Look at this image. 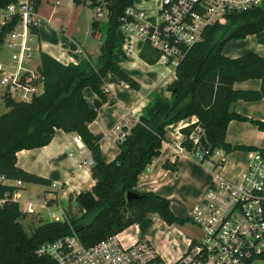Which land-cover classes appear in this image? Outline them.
Masks as SVG:
<instances>
[{"label":"trees","instance_id":"trees-1","mask_svg":"<svg viewBox=\"0 0 264 264\" xmlns=\"http://www.w3.org/2000/svg\"><path fill=\"white\" fill-rule=\"evenodd\" d=\"M137 0H106L111 15L105 22H94L93 30L104 37L103 51L97 66L83 62L78 66H65L52 57L41 55V73L44 77V94L31 103H16L4 98L9 112L0 117V176L26 184L50 186L49 180L37 177L17 166V153L48 146L56 133L79 135L92 155L91 176L95 185L77 197L85 210L82 218L74 222H43L29 232L22 220L26 215L17 201L8 198L19 189L0 185V264H57L37 251L47 243H53L77 234L84 246L90 247L117 235L134 224H141L150 215H157L168 226L183 225L174 215L170 202L152 192L138 188L139 177L160 155L167 140L166 128L196 116L206 131L214 130L219 148L226 152L247 150L232 147L226 142L231 121H250L264 131V122L249 120L231 111L237 101L257 102L264 99V58L251 53L231 59L223 54L230 41L243 40L264 31V3L249 11L228 17L225 25L216 24L206 29L204 40L189 49L186 58L176 68L177 83L169 87L173 100L167 102L158 97L133 127L118 141L119 154L107 163L100 149L101 135H94L89 125L93 123L102 106L110 102L105 89V78L114 75L135 91L141 87L114 60L118 44L117 32L126 10ZM18 0H0V9ZM36 2V1H35ZM90 2L92 8L101 7L98 0H74L76 5ZM37 6L38 3L36 2ZM4 35L0 34V52ZM247 80H260L258 91H240L234 84ZM86 88L96 94L94 107L84 96ZM194 127L184 131L189 136ZM188 148L190 145L186 143ZM254 150V148H249ZM167 169L176 171L172 165ZM128 193L142 196L139 200H127ZM54 201L49 202L51 206Z\"/></svg>","mask_w":264,"mask_h":264},{"label":"built area","instance_id":"built-area-1","mask_svg":"<svg viewBox=\"0 0 264 264\" xmlns=\"http://www.w3.org/2000/svg\"><path fill=\"white\" fill-rule=\"evenodd\" d=\"M153 2L150 10L137 2L128 8L120 29L139 38L168 66L176 69L189 49L204 40L208 27L225 25L230 15L249 11L262 5L264 0ZM37 7L35 0H18L0 9L2 49L11 53L8 61L0 62V88L3 99L16 103H31L45 91L40 70L42 47L38 38ZM106 19V8H95V20ZM37 57L39 64L35 61ZM192 127L193 132L185 135L184 131ZM172 134L170 144L175 153L186 157L192 153L190 158L211 176V182L189 217L191 224L198 228L199 237L188 238L180 229L168 226V235L174 232L180 238V241H171L176 253L169 259L149 239L140 236L139 224L90 247L84 246L72 230L71 235L42 245L37 254L50 257L57 264H253L256 260L264 263V147L251 150L247 167L235 178H228L225 176L228 154L207 142L198 117L179 122ZM74 142L83 148L79 135ZM88 164L93 165V161ZM0 185L20 190L23 183L0 176ZM19 190L7 195L1 204L8 198L17 201ZM28 211H34L33 205L28 206ZM52 218L55 222L62 221L58 215ZM155 220L160 218L156 215Z\"/></svg>","mask_w":264,"mask_h":264},{"label":"crops","instance_id":"crops-1","mask_svg":"<svg viewBox=\"0 0 264 264\" xmlns=\"http://www.w3.org/2000/svg\"><path fill=\"white\" fill-rule=\"evenodd\" d=\"M35 1L38 3V38L42 54L52 57L65 66H78L86 61L97 66L104 37L93 30V23L96 21L95 8L91 7L90 2L76 5L74 0ZM136 2L146 10H150L154 3L153 0H137ZM103 6L105 4L101 7ZM117 37L118 44L114 51V60L124 72L138 82L141 90H133L112 74H108L105 78V89L110 93V102L100 108L97 119L89 125V129L94 135L103 137L100 149L107 163L113 162L118 156L120 137L127 134L133 125L145 116L147 109L158 97L167 102L173 100L169 87L178 81L176 69L168 66L158 53L139 38L122 29L118 30ZM233 41L235 43L230 50L228 46ZM233 41L224 47V56L236 59L254 53L264 58V31L260 35H250L246 39ZM260 88V80H247L234 84V89L240 91H258ZM83 96L87 104L93 108L97 96L92 89H84ZM6 111V113L9 112L7 107ZM231 111L249 120L264 122V99L257 102L237 101L232 104ZM177 125L178 123L166 128L167 140L163 143L160 155L139 177L138 188L140 191L152 192L167 199L174 215L181 220H186L189 219L202 193L211 182V176L208 173L202 178L198 172L200 167L203 168L202 166L190 157L175 153L170 143H173L172 133H175ZM76 135V133L56 130L48 146L17 153V166L20 169L51 182L50 186L29 184V188L22 186L19 190L17 202L20 208L22 193H27L26 207L24 210L21 208L26 215V218L22 220L24 226L44 220L37 209L39 205L34 200L37 197L35 190L46 193L44 198L40 196L38 200L44 202L40 205L42 210L50 208L56 210L49 211L51 217L62 215L65 221L74 222L85 214L77 197L81 192L91 190L95 181L91 176L92 165L88 164L92 160L91 152L84 143L83 148H79L74 142ZM226 142L232 147L248 148L232 151L234 153L227 152L225 176L235 178L249 163L251 151L249 148L264 147V131L259 130L250 121L233 120L228 125ZM242 155H245V160H238L237 158ZM166 164L174 166L176 171L167 169ZM195 178L198 179L195 180ZM185 181L195 182L197 187L192 193H190L191 190H187L184 197L182 192L186 189ZM51 201L54 203L49 206L48 203ZM29 205H33V212L28 211ZM181 213H186L187 216H181L183 215ZM162 225L168 229V225L163 221ZM161 249L163 251L159 252L158 249L157 251L169 259L176 253V250L169 251L165 247Z\"/></svg>","mask_w":264,"mask_h":264},{"label":"rangeland","instance_id":"rangeland-1","mask_svg":"<svg viewBox=\"0 0 264 264\" xmlns=\"http://www.w3.org/2000/svg\"><path fill=\"white\" fill-rule=\"evenodd\" d=\"M105 1L106 0H98V2L102 3V4H106ZM234 43L235 42L233 41L231 44H229L228 48L230 50L233 49L232 45ZM10 57H11V53L8 50H6V49H2L1 50V52H0V62H6V61H8L10 59ZM35 61H36L37 64H39L40 63V58L37 57ZM3 100H4L3 99V92H2V90L0 88V116H2L3 114H5L7 112L6 111V106H5L4 102H3ZM232 153H234V152H232ZM188 154H189L190 157L191 156L193 157L192 153L189 152ZM232 156H234V158L236 157L235 155H232ZM237 159L238 160H245V155L239 156V158H237ZM192 160L195 161V159H192ZM198 172H199V174L201 175L202 178L205 177L208 174V171L204 167L203 168L200 167ZM196 179H198V178H195V180ZM185 183H186L185 184L186 189L182 192L184 197L187 194V190H191L190 193H192L197 187L195 182H191L190 183L189 181H185ZM28 185L29 184L23 183V187L24 188H29L30 186H28ZM35 191H36L35 194H36L37 197H35L34 200H35V203H38V205H39V207H37V209H38V211L41 212V214H42V216L44 218L43 222H50V221L52 222L53 218L51 217V215L49 216V211L50 212H54L56 210L55 209H51V208L49 210H42L40 208V205L43 204L44 202H40L38 199H39L40 196L44 198V195L46 193L45 192L44 193H40V191H42V190H35ZM22 197L23 198H22V202H21V208L24 210L25 207H26L25 206V203H26L25 201L27 200V193L23 192L22 193ZM181 214H183V213H181ZM181 216H187V214L184 213ZM60 217H61L62 221H65V218L62 215ZM155 219H156V215H150L145 221H143V223L140 224L141 237L149 239L152 242V244L159 250V252L162 250L161 247L162 248L165 247L169 251L175 250V246L173 245V242H171V241L172 240H179L180 241V238L174 232H171V234L168 235L169 230L167 228H165V226L162 225L161 219L159 221H156ZM39 225H40V222L39 223L36 222L35 224H29L28 223V224L25 225V228L29 232H31L35 228H37ZM173 227H175L177 229H180L185 234V236L188 237V238H197L200 235V232H199L198 228L196 226H194L193 224H191L190 220H189V222H187V223H185L183 225L175 224V225H173ZM183 247L184 246H182V248ZM253 264H264V263L256 260V261H254Z\"/></svg>","mask_w":264,"mask_h":264},{"label":"water","instance_id":"water-1","mask_svg":"<svg viewBox=\"0 0 264 264\" xmlns=\"http://www.w3.org/2000/svg\"><path fill=\"white\" fill-rule=\"evenodd\" d=\"M106 11H107V18L110 17L111 15V9L109 7H106ZM103 51V47L101 48V52ZM205 138L207 140V142L213 147V148H218L219 144L216 142L215 139V134H214V130L213 129H209L205 131ZM142 196L136 194V193H128L127 194V200L130 202L132 200H139L141 199Z\"/></svg>","mask_w":264,"mask_h":264}]
</instances>
